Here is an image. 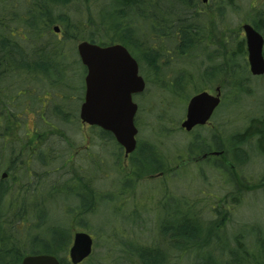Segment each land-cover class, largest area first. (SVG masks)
Returning a JSON list of instances; mask_svg holds the SVG:
<instances>
[{"label": "trees", "instance_id": "obj_1", "mask_svg": "<svg viewBox=\"0 0 264 264\" xmlns=\"http://www.w3.org/2000/svg\"><path fill=\"white\" fill-rule=\"evenodd\" d=\"M25 1L17 0L20 4ZM201 1L111 0V9H106V5L101 4L103 1L101 5H97L95 13H92L90 4L93 0H29L20 12L14 13L17 16L13 18L14 22L23 25L21 30L26 36L24 39L18 38L20 41L40 40L34 46L30 42V48L25 49L14 39L11 19L3 20L2 11L7 6L0 0V52L4 69L0 74H8L10 83L17 80L16 76H28L45 78L52 85L66 84L65 74L69 71L70 64L67 61L69 45L77 40H88L101 45L118 42L136 60L139 59L151 69L159 84L165 87L163 78L166 73L171 72V68H163L159 57L164 52L161 42L166 40L174 44V52L179 58L193 57L203 52L208 64L197 73V81L199 79L200 84H209L217 77H224L225 83H220L222 89L228 85L236 97L240 92L246 91L244 81L250 73L245 41L238 31L227 29L223 37L220 35L226 29L223 25L226 11L232 10L235 1L212 0L207 13L199 7ZM114 16L118 22L113 21ZM138 23H142L140 28ZM249 23L264 37V8L255 11L250 16ZM53 24L61 27L60 36L50 30ZM13 53L20 56L23 62L18 65L5 62L6 56H12ZM84 69L85 67L83 71ZM189 73L187 69H179L166 86L168 90L176 91L174 87L178 82H191L192 76ZM14 88L7 84L6 87L0 85V97H3V101L0 100V264H21L25 255L37 253L52 254L60 264H70L68 248L72 241V226L87 228L85 217L93 214L99 203L113 204L112 210L122 213L115 200H120L122 194L130 192L132 187L128 185L133 180L129 178L121 181L113 202L109 192H103L96 186L94 171L98 162L93 155H88V164L82 170L69 149L59 148V152L56 145L51 143L54 140H49L50 136L47 135H57L71 144L63 132L55 127L52 130L45 118L39 120L51 128L46 136L36 132V129L32 132L25 129L23 111L30 107L26 103L15 105L14 99L20 97L17 89H21ZM203 88L198 85L195 93ZM52 109L53 114L61 121H72L63 106L54 105ZM90 127L96 128L98 133L95 135L98 138L113 144L114 167L120 171L124 167L120 162L123 147L116 142L111 132L98 126ZM193 134V139L185 148L187 160H210L214 168L222 172L228 170L231 177L234 176L232 168L246 157L243 144L254 139L256 149L264 154V116L250 119L242 132L224 137L223 142L216 138L215 133L208 140L196 132ZM144 148L145 150L138 148L137 144L126 156L131 176L151 175L155 172L163 178L168 166L166 154L146 142ZM214 149L222 150L219 154L225 156L229 164L216 157ZM180 157L181 155L177 156ZM229 158L235 160V163L231 164ZM2 161H6L5 165ZM57 163L59 167L55 168ZM36 166L42 169L53 167L60 173L56 179L50 180L46 176L47 171L38 170ZM1 170L6 172L4 177L1 176ZM240 184L238 188L241 187ZM165 185L161 191L154 192V195L149 194V199L154 200L153 209L156 213L157 208H161L166 200L171 201L170 210L164 216L156 214L155 231L149 243L136 239H118L117 245L123 254L119 259L122 262L130 260L134 264H174L176 258L185 256L189 258L188 264H264V226L249 224L230 233V236L221 234L228 221L230 205L225 206L227 208L222 211L223 217L220 220H216L213 215L207 221L198 213L190 199L177 196ZM239 194L241 193L230 196L231 203H240ZM57 195H61V202H53ZM66 197H72L74 201L66 200ZM50 199L52 202L48 205ZM226 201L224 198V202ZM52 210H59L61 216L51 219ZM122 215L123 225L124 220L132 221V213L131 216L124 212ZM119 226L122 224L116 227ZM116 227L111 226L109 235L103 238L107 240L111 235L114 237ZM99 232L102 233L100 230ZM213 243V247L209 248Z\"/></svg>", "mask_w": 264, "mask_h": 264}, {"label": "rangeland", "instance_id": "obj_2", "mask_svg": "<svg viewBox=\"0 0 264 264\" xmlns=\"http://www.w3.org/2000/svg\"><path fill=\"white\" fill-rule=\"evenodd\" d=\"M24 1V0H23ZM29 0L20 4L17 0H2V4L6 5L7 8L2 11V18L4 21L11 19L10 26L11 30H14V39L23 46L25 49L30 48V42L36 45L40 40L37 41H20L18 38L24 39L25 33L21 30L22 23L14 22L13 18L17 15L15 12H20L27 4ZM90 4L92 13L97 10V5L105 4L106 9L112 8L111 0H98ZM235 5L231 9L226 11L223 25L226 29L220 35L223 37L229 30L238 31L240 36H243L241 31V24L249 22V18L258 9L264 8V0H234ZM100 4V5H101ZM212 0H206L200 3V8L204 13L209 12ZM99 5V7H100ZM85 6H83L82 10ZM20 10V11H19ZM99 10V8H98ZM100 20L101 17H99ZM109 20L108 18H106ZM113 21L118 22L116 16L113 17ZM19 23V24H18ZM53 26H58L59 30L55 32ZM139 28L142 23H138ZM1 28V27H0ZM50 30L54 33L61 35V27L58 24H53ZM141 30V29H140ZM5 34V33H4ZM6 36V35H5ZM80 40H77L73 44L69 45L67 60L70 62L69 71L65 74L67 83L66 84H50L47 79H36L22 76H16L15 82H9L7 77L8 74H0V85L6 87L15 86L17 94L20 97L14 99L16 106L26 103V107L23 111L24 121L23 126L28 132L37 130L45 134H49L52 127L63 132L71 142V144L65 142V139L59 138L57 135L50 136L49 140L55 144L56 147L61 149H69L70 154L73 155L75 162H78L82 170L86 169L88 164L87 157L89 154L95 157L98 162V167L94 171L96 174V186L103 192H109L113 202L116 198L118 188L121 181L124 179L131 178L128 186L131 185L132 189L129 193L121 195L118 202V208L125 214H133L132 221L124 220V215L115 210H112L109 203L103 205L99 203L97 209L93 214H88L85 217L87 228L72 226L71 237L75 231L85 230L93 239L92 251L89 256L84 258L78 264H134L128 260L125 263L119 259V256L123 255L120 251L118 239L122 240H134L139 242L149 243L152 238V234L155 231V224L157 221L156 214L165 215L170 210V200H166L165 204L161 208H157V213L153 209L154 200L149 199V194L161 191L163 185L167 187L177 196L190 199L196 207L198 213L207 220L213 218L215 215L216 220H220L223 217V212L226 205L229 207V215L227 218L226 226L223 228L221 234L230 236L229 234L238 231L239 228L254 224L261 227L264 226V154L258 152L255 147L254 139L249 140L245 145L243 144V150L245 151L246 157L242 162L236 164L232 168L234 176L231 177L228 170L219 171L212 165V161L199 160L198 162H190L187 160L185 154V148L189 141L193 139V133H198L199 136L208 140L212 133L216 134V138H219L220 142H223L224 137L234 132H242L243 129L248 125L250 119L255 117L264 116V73L261 75L248 74V79L244 81L246 91L240 92L236 97L233 96V91L228 85L221 87V94L223 101L220 106L215 110L211 122L205 124L203 128H194V131H185L180 128V122L185 117L186 104L188 99L195 93V88L198 85L203 86V89H211L220 83H225V78L222 77L210 81L209 84H200L199 79L197 81V73L204 69L208 61L205 58L203 52H199L197 56L179 58L174 52V44L170 41L163 40L161 47L164 52L160 56L161 66L163 68H171L170 73H166L163 81L166 82V86L172 80L173 75L179 71V69H187L192 76L191 82H178L175 85V90L170 92L168 87H162L157 81V77L143 62L137 59L139 74L145 80V87L143 91L135 93L133 95V101L137 104V111L134 116V123L137 128L135 135L136 147H141L145 150V142L152 144L154 148L163 152L167 156L166 174L158 176L157 173L153 172L148 175L131 176L128 169L129 160L122 154L120 156V162L124 167L120 171L115 170L114 167V152L115 148L110 141H104L98 138L97 130L94 127H90L83 123L79 118V107L83 100L84 94V76L85 69L83 71L82 63L79 59L76 45ZM1 42V41H0ZM16 42V43H17ZM1 47V43H0ZM264 51V47H263ZM131 53V52H130ZM5 62L11 64H20L22 59L16 54H12L5 58ZM210 63V62H209ZM3 66V58L0 52V73ZM7 71V70H6ZM4 72V71H3ZM83 72V73H82ZM192 73V74H191ZM15 75V74H14ZM162 75V74H161ZM161 75L158 77L160 78ZM190 76V78H191ZM240 76V74L238 75ZM161 78V79H162ZM8 82V83H7ZM208 83V82H207ZM54 86V87H52ZM14 88V89H15ZM194 89V90H193ZM3 101V97H0ZM1 104V103H0ZM63 106L65 112H69L72 121L66 123L61 121L53 114V106ZM65 106V107H64ZM41 118L51 124L41 123ZM258 125V123H257ZM260 125V123H259ZM53 130V128H52ZM43 131V132H42ZM225 147V146H224ZM216 150V149H214ZM61 150H59L60 152ZM181 155L180 158H177ZM221 161L225 164H229L225 156L216 154ZM230 159V158H229ZM102 161V162H100ZM183 163L180 165V163ZM6 161H2L5 165ZM230 163L234 164L235 160L230 159ZM55 168L59 167V164H55ZM38 170H46V176L51 179H56L60 173L59 170L49 167L47 169L37 167ZM3 171V170H1ZM164 179V180H163ZM241 183V184H240ZM241 185L238 188V185ZM244 186H243V185ZM242 190V192H241ZM111 192V193H110ZM241 197L240 203H231L230 196L237 195ZM44 195V193H43ZM154 195V194H153ZM70 198V197H69ZM66 197V200L74 201ZM224 198L227 200L224 202ZM149 199V200H148ZM61 195L54 197L53 202H61ZM52 202L50 199L47 204ZM229 202V203H228ZM234 204V205H233ZM57 206V205H53ZM147 207V209H145ZM117 208V209H118ZM158 215V214H157ZM61 216L59 210H52L50 217L55 219ZM131 216V215H130ZM222 216V217H221ZM65 217V216H63ZM118 224L122 226L116 227ZM111 226L116 227L114 231V237L111 235L110 238L105 240L106 235H109ZM102 231V233L99 232ZM113 230V229H112ZM118 230V231H116ZM121 240V241H122ZM214 243L209 247H213ZM122 247V246H121ZM119 248V249H118ZM188 257L183 256L176 258L173 261L174 264H188Z\"/></svg>", "mask_w": 264, "mask_h": 264}, {"label": "water", "instance_id": "obj_3", "mask_svg": "<svg viewBox=\"0 0 264 264\" xmlns=\"http://www.w3.org/2000/svg\"><path fill=\"white\" fill-rule=\"evenodd\" d=\"M53 30L57 32L58 26ZM245 41L246 60L252 75L264 73V37L249 22L241 24ZM77 53L85 67L84 97L79 107L80 120L111 132L116 142L123 147L124 156L136 147L137 128L134 116L137 104L132 96L143 91L145 80L138 72V63L121 43L101 45L80 40ZM216 93L199 91L187 101L185 117L180 127L190 131L196 125L205 124L219 103L220 89ZM3 171L1 176L4 177ZM93 239L87 231H75L68 249L71 264H78L92 250ZM21 264H60L56 256L46 253L27 254Z\"/></svg>", "mask_w": 264, "mask_h": 264}, {"label": "flooded vegetation", "instance_id": "obj_4", "mask_svg": "<svg viewBox=\"0 0 264 264\" xmlns=\"http://www.w3.org/2000/svg\"><path fill=\"white\" fill-rule=\"evenodd\" d=\"M206 0H202V2H205ZM136 59V58H135ZM216 87H219V89H220V96H219V98H220V100H219V103L216 105V107L213 109V112L211 113V115H210V117H209V120L205 123V124H208V123H210L211 122V118L213 117V115H214V113H215V110L219 107V105H220V103L222 102V100H223V97H222V94H221V85H216L214 88H213V91L211 92L210 90L211 89H202L201 91H207V92H209V93H213V94H215L216 93V91H215V89H216ZM197 93V92H196ZM195 94V93H194ZM134 95V94H133ZM83 97H84V94H83ZM83 101V100H82ZM204 124V125H205ZM204 125H196V126H204ZM196 126H194V128L196 127ZM193 128V129H194ZM193 129H191V131L193 130ZM222 152V150L220 151H218V150H214L213 151V154H219V153H221ZM204 156V155H203ZM202 156V157H203Z\"/></svg>", "mask_w": 264, "mask_h": 264}]
</instances>
